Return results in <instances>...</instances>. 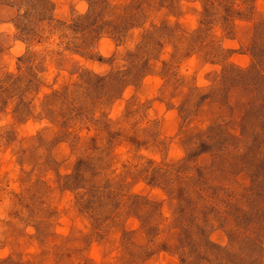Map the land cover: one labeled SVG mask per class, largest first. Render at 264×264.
I'll list each match as a JSON object with an SVG mask.
<instances>
[{
	"label": "rangeland",
	"instance_id": "obj_1",
	"mask_svg": "<svg viewBox=\"0 0 264 264\" xmlns=\"http://www.w3.org/2000/svg\"><path fill=\"white\" fill-rule=\"evenodd\" d=\"M0 264H264V0H0Z\"/></svg>",
	"mask_w": 264,
	"mask_h": 264
}]
</instances>
